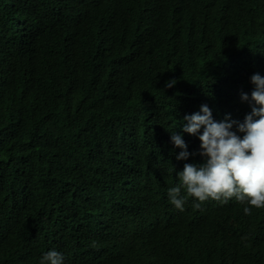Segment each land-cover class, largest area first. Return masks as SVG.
Returning a JSON list of instances; mask_svg holds the SVG:
<instances>
[{
    "label": "trees",
    "instance_id": "obj_1",
    "mask_svg": "<svg viewBox=\"0 0 264 264\" xmlns=\"http://www.w3.org/2000/svg\"><path fill=\"white\" fill-rule=\"evenodd\" d=\"M251 69L264 0H0V264H264V208L166 217L152 191L187 110L250 113Z\"/></svg>",
    "mask_w": 264,
    "mask_h": 264
},
{
    "label": "clouds",
    "instance_id": "obj_2",
    "mask_svg": "<svg viewBox=\"0 0 264 264\" xmlns=\"http://www.w3.org/2000/svg\"><path fill=\"white\" fill-rule=\"evenodd\" d=\"M237 91L251 108L244 119L226 116L218 121L207 105H201L187 110L180 125L166 133L165 142L177 164L160 168L153 178L152 191L160 199L162 216L228 204L240 206L245 214L264 208V71L244 72ZM248 91H252L250 97ZM169 169L175 170L174 180L155 186L159 175ZM40 264H64V257L50 250Z\"/></svg>",
    "mask_w": 264,
    "mask_h": 264
}]
</instances>
